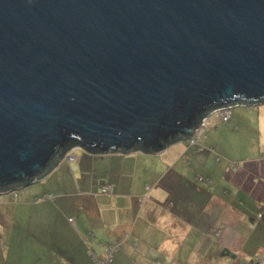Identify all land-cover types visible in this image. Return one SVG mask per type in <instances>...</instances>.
<instances>
[{
	"label": "water",
	"instance_id": "obj_1",
	"mask_svg": "<svg viewBox=\"0 0 264 264\" xmlns=\"http://www.w3.org/2000/svg\"><path fill=\"white\" fill-rule=\"evenodd\" d=\"M259 104L264 0H0V194Z\"/></svg>",
	"mask_w": 264,
	"mask_h": 264
},
{
	"label": "crops",
	"instance_id": "obj_2",
	"mask_svg": "<svg viewBox=\"0 0 264 264\" xmlns=\"http://www.w3.org/2000/svg\"><path fill=\"white\" fill-rule=\"evenodd\" d=\"M208 129L197 144L176 141L158 154H75L66 164L72 174H64L72 185L55 188L67 193L56 194L55 204L72 216L55 214V231L45 240L51 264H98L91 252L103 260L109 247V264H160L157 252L168 264H219L222 250L234 261L260 257L264 264V105L233 107L228 121L213 119ZM104 184L112 185L110 194L100 193ZM48 203L28 196L11 202L14 210ZM97 211L103 229L90 225ZM15 215L0 213V231L15 225ZM42 216L28 214L16 226L33 230ZM8 234L0 235L8 247L25 243L11 245Z\"/></svg>",
	"mask_w": 264,
	"mask_h": 264
},
{
	"label": "rangeland",
	"instance_id": "obj_3",
	"mask_svg": "<svg viewBox=\"0 0 264 264\" xmlns=\"http://www.w3.org/2000/svg\"><path fill=\"white\" fill-rule=\"evenodd\" d=\"M264 105V104H261ZM241 107V106H237ZM245 107V106H243ZM248 108L252 106H247ZM216 119V117L213 115L211 119H209V122L207 121L206 127L208 129V124L213 120ZM206 129V130H207ZM209 131V129L207 130ZM204 135V133H203ZM77 153H83L86 156H96V157H102L103 155L94 154V153H88L85 152L81 148H75L72 151H70L69 154H77ZM121 155H128V154H122ZM121 157V156H120ZM65 160V161H63ZM63 160L59 163L58 169L53 168V170L44 178L39 180L38 182L25 186L23 188H19L14 191H10L7 193L0 194V213L1 214H11L16 213L15 216H11L14 219V226L9 229V231L1 230L0 235L8 236V232L11 233V245L15 244L16 242L14 240H21L25 243L21 246L20 244H16L14 246V249L12 247H8L9 245H6L5 242H0V264H16V263H30V264H51L54 262L52 259L53 253H52V245L49 243H46L45 240L50 239V234L52 231H55V214L56 212L62 215H65V218L69 216H72V213L68 208L60 207L59 205L55 204V196L58 194V191L55 190L57 185H65V186H71L72 185V177L70 174L72 172L68 171L66 169V164L68 162H71V160H68L67 157L63 158ZM86 161H89V159H86ZM70 173V178L66 179L64 177V174ZM92 178L96 179L98 181L100 179V173H89L87 175H91ZM86 175V176H87ZM88 176V177H89ZM100 186V184H99ZM24 191V192H23ZM76 191V189H75ZM100 191V190H99ZM64 193V194H63ZM101 193V192H100ZM48 194V197H45V195ZM102 194V193H101ZM58 195H67V193L62 192ZM106 195V194H105ZM23 196H28L30 199H32V202L36 203H46L49 202L48 205L45 204L41 206V209L36 208L35 206H29L28 205H19L15 210L13 207V204L11 202H21ZM46 198V199H44ZM43 214L41 221L36 223V226L33 230H30L27 228V226H24L22 228H19L16 226V224L24 223L26 224V215L28 214ZM69 213V214H68ZM68 214V215H66ZM71 214V215H70ZM100 212L97 211V216H93L91 218V227H97L103 229V224L101 225L98 221ZM74 218V217H73ZM98 218V219H97ZM39 227V228H38ZM1 239V238H0ZM1 241V240H0ZM115 248H113L112 253ZM93 253V252H92ZM94 254V253H93ZM91 255V254H90ZM91 257H93L91 255ZM54 258V257H53ZM94 258V257H93ZM222 260L219 264H230L229 259L225 257H221ZM95 259V258H94ZM155 259H157V262L160 264H168L167 258H165L164 253H155ZM96 260V259H95ZM256 261L261 262L260 257H256ZM97 261V260H96ZM248 261V260H243ZM240 261H234L232 260L231 264H240ZM140 264H146V263H140ZM175 264V263H173ZM183 264H186L185 261Z\"/></svg>",
	"mask_w": 264,
	"mask_h": 264
},
{
	"label": "built area",
	"instance_id": "obj_4",
	"mask_svg": "<svg viewBox=\"0 0 264 264\" xmlns=\"http://www.w3.org/2000/svg\"><path fill=\"white\" fill-rule=\"evenodd\" d=\"M230 113H231V109L228 108H220L217 109L216 111H214L210 116L205 117L202 122L200 123V125L195 129L193 135L187 140V142L189 144H197L198 141L200 140V138L203 136V133H205L207 127H206V123L207 120L211 117V116H215L216 117V121L220 122V121H228L230 119ZM75 148H72L71 150H69L67 153L64 154V157H67L68 160H73L75 158V154H69L70 151H72ZM100 192L103 194H110L112 192V185L111 184H104L101 188H100ZM45 197H48V194L45 195ZM259 218H261V214L258 215ZM69 221L73 222L72 218H69ZM114 247H109L108 251H107V255L106 258L103 260H97L95 255L91 252V255L97 260L98 264H109L111 261V257H112V250ZM246 261H241L240 264H246ZM231 264V262H230Z\"/></svg>",
	"mask_w": 264,
	"mask_h": 264
},
{
	"label": "trees",
	"instance_id": "obj_5",
	"mask_svg": "<svg viewBox=\"0 0 264 264\" xmlns=\"http://www.w3.org/2000/svg\"><path fill=\"white\" fill-rule=\"evenodd\" d=\"M221 254L223 255V256H228L230 259H231V261L230 262H232V260L234 259V257H235V254L234 253H232V252H230V251H227V250H222L221 251ZM243 261V260H242ZM241 262V261H240ZM247 263L246 264H260V261H256L255 259H252L251 261H246Z\"/></svg>",
	"mask_w": 264,
	"mask_h": 264
}]
</instances>
